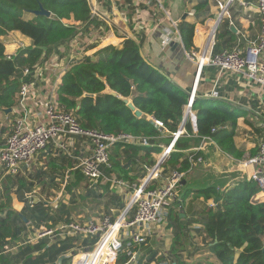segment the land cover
I'll use <instances>...</instances> for the list:
<instances>
[{
    "label": "trees",
    "instance_id": "1",
    "mask_svg": "<svg viewBox=\"0 0 264 264\" xmlns=\"http://www.w3.org/2000/svg\"><path fill=\"white\" fill-rule=\"evenodd\" d=\"M208 4L209 0H200L194 7V15ZM40 7L49 11L50 15H34L33 12ZM90 13L88 0H0V113L10 116L11 113L5 111L17 104V93L22 82L32 81L31 75H22L23 69L33 70L36 64L59 45L70 41L80 31L83 33L88 30L92 23ZM26 14L31 17H26ZM194 28V23L186 19L178 24L180 39L186 51L193 48ZM12 31H18L29 38L31 44L7 58L2 37ZM227 32L230 37L223 42L225 44L233 36L230 29ZM221 37V34H216L215 52L220 50L222 44L218 41ZM142 45L141 37H127L121 46L103 48V55L95 54V58L85 57L72 63L61 76L55 90L59 107L64 112L72 113L81 127L109 134L128 133L149 138L152 147L115 143L110 149L109 166L102 168L104 175L127 182L130 189L133 184H139L138 174L132 173L133 168L138 166L139 170L146 173L144 165H153L152 154L161 152L158 146L160 142H167L148 116L162 121L168 131L174 132L182 122L189 102L188 91L171 81L164 71L142 56ZM111 92H115V95ZM124 98H130L142 115L136 116L123 101ZM191 109L196 116V131L187 118L184 123L186 135L177 139L174 150L162 164L163 172L178 169L187 173L191 167L190 158L195 161L202 157L201 151L186 154L177 148L181 141L187 139L198 146L202 138L210 137L224 153L236 158L242 157V152L236 148L233 140L237 119L240 117L239 111L224 101L203 96H195ZM220 125L224 128L211 132L212 128ZM8 131L10 134L7 121L0 122V148L5 144L8 136L3 137ZM51 147L49 144L45 149ZM59 153V156H53L52 152L46 155L44 164L39 169L35 170L32 163L16 175L4 176L0 184V264H19V259L21 264H54L62 253L75 244L73 240L72 243L69 239H64L45 246L43 239L34 245L27 243L15 255L4 252L10 241H16L25 234L26 221L36 227L44 222L47 228L57 222L70 221L63 203L56 216H50L40 202L31 208L25 205L20 212L12 207L13 194L20 193L22 198V192L32 189L36 180L39 183L43 181L41 184L45 187L47 176L53 182L56 174L74 167L78 162L74 157ZM40 154L39 158H42L43 153ZM72 174L75 180L67 186V191L71 193L72 189L84 185L86 192L80 195L82 202H97L94 198L99 194L96 196L94 188L98 186L105 192L110 189L114 192L118 190L111 182L102 184L100 180L95 187H88L89 181L79 169H75ZM257 191L253 181L245 180L229 187L215 206L202 207L199 216L202 217L207 239L205 246L220 264H264V201L255 200ZM180 194L179 189L177 198L165 206L166 227H176L170 244L171 264H187L185 257L180 254V247L191 239L187 214L191 211L193 201L199 198L208 201L217 195L214 189L195 191L186 206L185 201L190 192ZM112 202L115 200L112 199L110 203ZM174 203L179 204L176 207L178 209L172 207ZM95 205L96 203L93 208ZM123 205L120 202L118 204L120 209L124 208ZM180 213L185 215V224L180 221ZM132 253L136 256L134 261H130ZM155 254L145 243L128 242L118 253L116 264H152Z\"/></svg>",
    "mask_w": 264,
    "mask_h": 264
},
{
    "label": "crops",
    "instance_id": "2",
    "mask_svg": "<svg viewBox=\"0 0 264 264\" xmlns=\"http://www.w3.org/2000/svg\"><path fill=\"white\" fill-rule=\"evenodd\" d=\"M199 1L200 0H162L163 8H160L154 0H141L139 4L136 5L134 0H88L91 8L90 19L92 23L88 26V30L83 31V33L80 31L70 41L59 45L54 51L42 59L41 63L42 66L45 65V68L39 71L37 79L34 78L35 84L33 85V88H35L38 92V100L31 101L30 99V102L26 104V110L28 107H31L32 110L36 111L43 105L45 97H47L48 93L53 90L52 88L55 82L57 85L59 84L61 77H58V75L61 73L64 65H70L78 60H83L85 57L95 58V54H103L102 49L107 46H121L127 37H132L134 39L141 37L143 39V55L148 58L152 64L164 71L171 81L175 82L189 93L194 92L195 96H203V94L215 88L220 95V98L217 99L224 101L228 106H231L233 109L240 112V117L237 119L234 130L235 134L233 140L236 148L242 152V157H231L239 162H243L254 156L257 151V146L264 136L263 129L261 128V123L264 121V90L243 74L232 72L222 73L218 68L211 66H204L200 72L199 78H197V64L195 60H191L186 57L182 46H176L175 48L170 45L165 48H162L161 46V41L164 35L168 34L172 37L174 36L173 22H177L179 24L181 20L186 19L195 25L193 49L199 50L200 45L204 43L205 37L201 29L198 28L203 27L202 23L204 26L213 24V20L211 18L216 17L218 14L217 1L219 0H209V4L206 8L198 11L193 16H187V12L189 10H194L195 5ZM243 1L251 4V8L248 11L240 6L237 0H234L229 8V18H223L224 22L217 31L218 34L222 35L218 41V43L222 44L220 45V49L237 47L240 50H244L247 44L256 40V36L260 30L259 16L255 10L256 0ZM94 7L97 9V12L92 14ZM25 16L31 17L29 14H26ZM78 28L80 29V27ZM228 29L232 31L233 36L231 41L225 44L223 42L230 37L227 32ZM10 34L15 36H9ZM13 39H22L24 42L27 41L25 44H31L29 38L21 35L18 31H12L8 35L2 37L5 49L15 48V41H12ZM262 58L264 59V52ZM20 112L21 110L16 104L9 112L11 113L10 116L6 115L4 117L9 119L10 117H14L16 115L15 113ZM1 115L2 113H0V117ZM28 115L31 114L29 113ZM187 118L191 123L192 129H196V126H194V124L196 125V119L194 122H191L188 116L185 120ZM185 120L182 119V121ZM0 122L2 123L5 121L0 120ZM168 136V134H164L163 138L167 139V142H160L159 145H166L168 143ZM77 139L78 138H74L73 140L66 139L63 142L62 147H56L51 144L52 147L50 149H44L39 152L43 153L42 158L33 160L31 164L33 163L35 170L39 169L41 165L44 164L43 160L45 156L50 152H52L53 156H59V152H61L69 155L70 157H74L75 159L82 155H87L88 152L85 143H81L82 141ZM159 147L161 148V146ZM196 147L198 146L193 145L191 139H187L181 141L177 148L186 154L201 151L203 158L202 162L207 165L208 160L203 152L206 147L201 150H195ZM158 154L153 153L152 158L155 159ZM202 162L197 163L196 166H193L186 173L184 179L187 180V183L181 185L180 195L187 191L190 192V195L185 201V205L192 199V193L199 191L198 189L190 188L188 184H193L199 181L202 172ZM133 169L134 171H132V173H137L139 177L138 180H140V175L143 177L145 172L139 170L138 166H135ZM241 169L243 176L245 177L244 171L246 172V169L251 170V166L244 168V171L241 166ZM46 171L48 173L49 169ZM65 171L62 173L60 172V174H56L53 182L49 181V176H47L45 180V187L41 184L43 181L39 183L37 180H33V187H38L39 189L38 191L35 189L32 190L35 192V196L32 197V199L34 198L35 204L39 203L37 200L42 198V203L47 210L46 212L50 216H56L58 215V208L63 203L66 205L70 221L85 220L84 218L87 219L89 217L96 216V210L87 214L88 212L86 211L88 208L82 203V198L80 197V195L85 193L80 191L81 187L72 189V192L68 193L67 186H70L75 180L73 174V178L69 179L63 188V174ZM169 172L170 169H168L167 172H163L162 175L165 174L166 176ZM104 192L103 188L98 186V199H102L101 194ZM107 192L115 194L116 198L113 199L115 200L113 204H117L116 207L111 205L108 211L117 214L122 210L118 206L119 202L122 204H125L126 202V198L128 196L127 193H125L126 190L124 192L119 190L114 192L110 189ZM42 193L47 195L48 198L42 196ZM211 203H214V199L208 201H204L202 198L196 199L193 201L191 211L187 214V220L190 222L188 230L191 239L185 244V246L180 247V254L182 257H185L184 259L187 264H193L195 260L198 261L195 264H220L216 257L208 252L205 246L204 241L207 242V239L205 238V233L203 231V224L201 221L202 217L199 216L202 207L206 205L211 206ZM47 204L53 206H49ZM24 205L25 202L22 198H18L13 195L12 207L14 210L20 212L23 210ZM178 206L179 204L175 205L174 203L172 207L174 209H178L176 208ZM179 216L181 217V223L185 224L186 218L183 219L185 216L184 213H180ZM48 223L50 224L51 222L48 221ZM61 223L62 222H57L56 225L50 227L58 226ZM162 223L163 226H158L159 228H156L153 225L150 229V235L153 233L157 239H161L164 232L167 231L170 232L171 237H173L176 232V227H166L168 224L166 219H164ZM40 226L45 227V223L42 222ZM172 233L174 234L172 235ZM194 235L199 236L202 240V243L200 244L201 246H198L199 244L195 243V241L192 242ZM24 236L25 234L23 233L21 237L16 240V242H23L25 240ZM43 239L46 243L45 246H50L62 241L58 238L53 239L45 236L36 239L30 244H37ZM170 241H172V238ZM70 242L72 241L70 240ZM77 244H80V240L73 244V247L68 249V251L62 253L54 264H69V255L71 252L78 249L79 245ZM25 245L23 244L18 251L22 250ZM148 247H150L152 253H156L152 264H171L172 257L170 254V246L166 249H162V246ZM190 253L191 255H189ZM19 264H21V259H19Z\"/></svg>",
    "mask_w": 264,
    "mask_h": 264
},
{
    "label": "built area",
    "instance_id": "3",
    "mask_svg": "<svg viewBox=\"0 0 264 264\" xmlns=\"http://www.w3.org/2000/svg\"><path fill=\"white\" fill-rule=\"evenodd\" d=\"M141 0H134L135 5ZM156 1L158 7H162V0ZM234 0H219L217 1L218 14L213 24L199 27L204 34V43L200 45L199 50L186 51L184 54L187 58L195 60L198 68V78L204 66L216 67L220 72L240 73L247 76L251 81L256 83L264 90V0H256V13L260 20V30L256 36V40L245 46L244 50L237 47L222 48L219 51H214L215 37L219 28L221 19L229 18V8ZM239 5L247 11L251 8L249 2L237 0ZM97 9L94 7L92 14H95ZM248 13V12H247ZM194 10H189L187 16H193ZM174 36L164 35L161 41L162 48L168 47L174 38L180 39L178 23L173 22ZM16 43V44H15ZM15 52L12 55H6L11 58L16 51L25 49L28 45L23 41L15 42ZM79 61V60H78ZM71 65V64H70ZM45 65L39 62L34 66V69L24 68L23 76L31 75V82H22L17 93V105L21 110L12 120L11 133L5 140V144L0 148V166L3 167L5 175H16L23 168L29 166L34 157L43 151L49 144L56 147H62L66 139L73 140L79 138L82 143H85L88 154L77 157V163L74 167L67 169L63 174V188L69 179H72V172L79 169L83 176L89 181L88 187H95L98 180L106 183L111 182L112 186L118 187L119 191L129 190L131 195L126 202L123 210L118 212L116 218L109 214L102 217L92 216L84 218L85 220H71L62 222L55 227H36L31 222H26L25 239L23 242H16L13 246H6L4 252L12 254L13 250L19 248L26 243H31L38 238L49 237L53 239H69L77 243L84 242V245H79L78 249L71 252L69 255V264H116L118 253L125 244L133 242L143 244L146 242L147 235H150L151 227L157 224L162 212L165 211V206L173 202L181 188V181L185 178L186 173L178 169L171 170L166 176L162 175L164 167L163 162L168 158L169 154L174 150L177 139L186 135L184 128L185 121L179 125L176 131H168L164 123L158 119L149 116V119L154 125L164 134H168L169 141L166 145L161 144V152L154 159V164L151 166L144 165L146 171L139 184H133L131 189L127 182L108 177L103 174L102 168L109 166V155L112 145L117 142L130 143L143 147H152L149 138L143 136H135L128 133L109 134L98 131L96 129H86L79 125L76 117L72 113L64 112L58 104L55 94L56 82L53 90L45 97L44 103L38 110H32L26 104L31 101L38 100V92L33 88L34 78L37 79L39 71L43 70ZM69 68V65L62 67L61 77ZM205 98H220L219 92L213 88L211 91L203 94ZM194 92L189 96V102L185 108H188V117L191 122L195 121V115L191 109ZM31 115H28V114ZM14 114V113H13ZM224 128L223 125L214 127L211 132ZM261 128L264 132V121L261 123ZM194 131L196 129L194 128ZM209 143H214L210 137L202 138L198 147L195 150H201ZM203 158L198 157L195 161L190 158L191 167L195 163L202 162ZM241 166L247 168L251 166V170L245 173V179L253 181L258 191L254 196L255 200L264 201V136L257 146V152L249 159L240 162ZM189 169V170H190ZM129 188V189H127ZM35 192L25 193L26 199L30 207H33L35 201L32 197ZM37 202H43L42 198ZM51 203V202H50ZM216 203H211L215 206ZM49 205V204H47ZM53 206V205H49ZM87 240H94L92 244H88ZM135 253H132L130 261L135 260Z\"/></svg>",
    "mask_w": 264,
    "mask_h": 264
},
{
    "label": "water",
    "instance_id": "4",
    "mask_svg": "<svg viewBox=\"0 0 264 264\" xmlns=\"http://www.w3.org/2000/svg\"><path fill=\"white\" fill-rule=\"evenodd\" d=\"M33 14L49 16L50 12L40 7V9L34 11ZM170 46H172L173 48H175L176 46H182V48L184 47L181 42V39L179 38H174L170 42ZM141 54L142 56H144L142 52ZM111 93L115 95V92ZM189 96H192L191 92L189 93ZM123 101L131 110L134 111L136 116L139 117L142 115V112L135 108L130 98H124ZM189 110L190 108H188L187 111L184 113L183 120H185V118L188 116ZM10 111L11 109L9 108L5 112L8 113ZM194 126L196 125L194 124ZM203 152L207 157L208 164L206 165L203 162L201 163L202 172L199 181L188 185L190 186V188L198 190L214 189L217 193L216 197L214 198V203H217L221 200V196L229 187L233 186L234 184L243 182L246 179L243 176L240 162L221 151L215 143H209L203 150ZM196 165L197 163L194 164V166ZM186 183V179H183L181 181V185H184Z\"/></svg>",
    "mask_w": 264,
    "mask_h": 264
},
{
    "label": "rangeland",
    "instance_id": "5",
    "mask_svg": "<svg viewBox=\"0 0 264 264\" xmlns=\"http://www.w3.org/2000/svg\"><path fill=\"white\" fill-rule=\"evenodd\" d=\"M212 20H214V19H216V17H214V18H211ZM211 19H209V20H211ZM209 20H207V21H209ZM224 22V19H221V21H220V23H219V28H220V26H221V24ZM218 28V29H219ZM9 34V33H8ZM15 36V35H13V34H10L9 36ZM12 41H15V42H18V41H23L22 39H13ZM24 42V41H23ZM16 44V43H15ZM100 55H103V54H100ZM193 113H194V111H193ZM194 115H195V113H194ZM4 116H6L5 114H3L2 113V115H1V117H0V120H2V121H7V123H8V125H9V130H11V128H12V120H13V117H10L9 119H6V117H4ZM4 125V124H3ZM8 134H9V131L7 132V134H6V137L8 136ZM5 136L3 137V138H6ZM40 153L37 155V156H35L34 157V159L33 160H35V159H37V158H39L40 157ZM32 160V161H33ZM4 176H5V173H4V169H3V167L2 166H0V184H1V182L3 181V178H4ZM140 177H141V179H140V181L142 180V176L140 175ZM40 186V185H39ZM41 188V187H40ZM33 189H35V190H39L38 189V187H33L32 189H30V190H24L23 192H22V199H23V201L25 202V205H27L29 208H31L30 207V205H29V203H28V199H26V197H25V193H27V192H31ZM80 191L81 192H86L85 191V189H84V187L83 186H81V188H80ZM95 191H96V196H98V187H96L95 188ZM125 190H123L122 192H124ZM125 193H127V198H126V202L128 201V199L130 198V195H131V193H130V191L128 190V192L126 191ZM85 194V193H84ZM14 196H16V197H18V198H20V193H18V194H13ZM24 196V197H23ZM42 196H45L46 198H48L47 197V195H45L44 193H42ZM101 197H102V199H98V197L97 198H95L96 200H97V202H90L89 200L88 201H85V202H82L88 209H87V211L86 212H88L87 214H89L90 212H92V211H94V210H96L95 212V215L96 216H98L99 218L100 217H102L103 215H105V214H109V215H111L113 218H116V216L119 214V213H117V215H113V213L112 212H110V211H108V209L111 207V205H113V207H116V205L115 204H113V202L112 203H110V201L112 200V199H115L116 197H115V194L113 193V194H110L109 192H107V193H102L101 194ZM100 197V198H101ZM25 199V200H24ZM14 200V199H13ZM33 200H34V198H33ZM126 202H125V204L124 205H126ZM40 203H42V202H40ZM94 203H96V205H95V208L93 209V205H94ZM24 205V206H25ZM34 205H36V204H34ZM105 206H107V208H105ZM125 207V206H124ZM123 210V209H122ZM121 210V211H122ZM120 211V212H121ZM164 217H165V211L164 212H162V214H161V216H160V218H159V220H158V222H157V224L155 225V227L157 228L158 226H163V220H164ZM27 225H26V223H25V227H26ZM27 228H28V226H27ZM159 228V227H158ZM163 228V227H162ZM156 230V229H155ZM149 234H150V232H149ZM152 235H147V237H146V242H145V245H147V246H162L161 248L162 249H166L168 246H170V240H171V233L170 232H167V231H165L164 232V234H163V236H162V238L161 239H157L156 238V236L153 234V233H151ZM155 234H156V232H155ZM174 233H172V235H173ZM24 239H27V238H24ZM93 241L94 240H87V242H88V244H92L93 243ZM193 241H195V243H198L199 245L198 246H201L200 244L202 243V240L199 238V236H196V235H194V239L192 240V242ZM204 243L206 244V242L204 241ZM15 244V241H10V243H9V245L10 246H13ZM85 243L84 242H82V243H80V244H77V245H84ZM187 246V245H186ZM13 253H12V255H15V254H17V252H18V250L17 249H15V250H13L12 251ZM196 262H198L197 260H195L194 262H193V264H195ZM64 263H65V261H64Z\"/></svg>",
    "mask_w": 264,
    "mask_h": 264
},
{
    "label": "clouds",
    "instance_id": "6",
    "mask_svg": "<svg viewBox=\"0 0 264 264\" xmlns=\"http://www.w3.org/2000/svg\"><path fill=\"white\" fill-rule=\"evenodd\" d=\"M25 43H27V41H25ZM4 54L5 55H12V54H14V49L8 48V49L5 50Z\"/></svg>",
    "mask_w": 264,
    "mask_h": 264
}]
</instances>
